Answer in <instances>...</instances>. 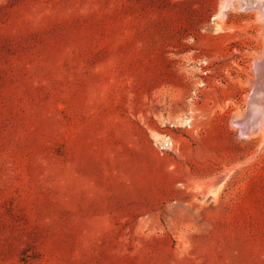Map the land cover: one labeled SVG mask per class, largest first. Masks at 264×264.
<instances>
[{
    "label": "rangeland",
    "instance_id": "rangeland-1",
    "mask_svg": "<svg viewBox=\"0 0 264 264\" xmlns=\"http://www.w3.org/2000/svg\"><path fill=\"white\" fill-rule=\"evenodd\" d=\"M243 1L0 0V264H264Z\"/></svg>",
    "mask_w": 264,
    "mask_h": 264
},
{
    "label": "bare ground",
    "instance_id": "bare-ground-1",
    "mask_svg": "<svg viewBox=\"0 0 264 264\" xmlns=\"http://www.w3.org/2000/svg\"><path fill=\"white\" fill-rule=\"evenodd\" d=\"M243 2L245 6L248 5V8L252 7L256 10L255 15L264 31V0H245ZM254 61L256 63V76L258 77L251 82L255 85L248 98L249 107L242 117L237 115L232 121L233 125L239 128V136L251 137L258 134H264V47L261 55L256 56ZM224 177L226 176H223L220 180L215 178L211 182L207 192L211 198H217Z\"/></svg>",
    "mask_w": 264,
    "mask_h": 264
}]
</instances>
